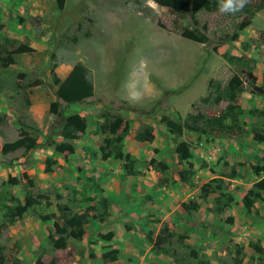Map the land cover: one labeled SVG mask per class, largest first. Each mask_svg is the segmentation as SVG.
Returning a JSON list of instances; mask_svg holds the SVG:
<instances>
[{
	"label": "rangeland",
	"instance_id": "obj_1",
	"mask_svg": "<svg viewBox=\"0 0 264 264\" xmlns=\"http://www.w3.org/2000/svg\"><path fill=\"white\" fill-rule=\"evenodd\" d=\"M260 2L261 0H248L243 10L234 14L221 12L219 9L209 12L200 10L193 15L192 22L189 15L178 19L152 0H62L60 7L58 0H0V14L3 9L7 11L3 15L8 13L5 18L0 17V39L5 36L17 43L26 41L34 50L29 55H20L16 66L0 69V148L4 143L16 140L21 131L37 143V148L31 153L27 152L24 160L20 158L23 150L6 155L0 153L2 264H33L36 259L43 263L53 261V264H101L99 253H96L101 252L97 246L100 244L98 229L91 231L87 243L84 240L67 239L66 248L56 250L49 243V239L57 238L51 232L52 221L41 220L42 215L50 213L54 215V220L60 219L64 212L61 214L56 210L57 203L69 208L71 213L81 212L86 207V194L65 185L61 191H70L64 195L58 194V189L53 186L55 176H44L43 167H37L35 161L28 157L32 152L47 147L53 152V143L62 142L53 127L54 116L48 113L49 104L57 101L53 78L63 81L71 68L80 64L88 71V78L92 89L94 88L93 97L80 104L65 106L57 101L58 115L84 116L86 127L89 124L94 129L102 122L100 114L117 115L127 121L130 127V122L140 116L127 109L151 110L150 114L141 118L146 120V124L157 136L152 145V155L157 154L163 141L167 143V133L170 134L171 142L186 141L190 149L195 150L202 142V137L197 139L196 135L185 129L181 135L175 136L159 123V118L166 116L181 122L191 105L197 106L207 115H216L224 106L223 103L217 107L203 106L199 104V100L206 96L209 80L220 86L224 84L238 59L249 62L255 77L259 74L258 66L261 69L264 66V9L258 12H254V9ZM11 7L16 9L15 14L9 13ZM249 14L252 15L250 24L238 31V23ZM182 29H196L204 33L208 43L198 44L182 38ZM234 34L235 39L232 38ZM20 75L22 76L19 78ZM252 97L245 86L237 102L249 111L255 104L257 107L264 105V98ZM262 107V110L253 108L252 111L257 123L264 119V106ZM190 137L192 140H189ZM212 137L214 136H205L206 140ZM100 140L101 136L98 134L97 140L90 142L99 144ZM49 141L52 143L49 144ZM75 143L76 140L73 141ZM120 147L122 151V146ZM166 154H171L168 149ZM190 155L194 162L192 151ZM220 156H214L208 164H198V169L195 170L198 179L193 178L188 182L189 193L192 192L194 196L192 201H196L199 207H210L209 211L213 210L212 212L228 206L226 197H239L244 190L239 188V184L232 185L221 179L220 176H227L230 169L224 170L225 164L221 162ZM260 161L261 158H258L257 162ZM142 164L148 167L145 161L140 162ZM174 164L172 160L171 170L167 169L166 186H174L171 172H175L174 167L178 166ZM262 164L263 167L260 166L261 163L258 165L259 172L264 173V163ZM29 170L32 171L29 172L31 175ZM241 173L243 180L251 173L254 176L251 169H245V165ZM24 174L31 180L32 187L23 179ZM8 177L18 181L10 184ZM64 182L67 183V180ZM206 183L210 187H221L222 196L217 198L219 204L212 201L219 192L199 197L200 187ZM25 193L30 194L35 204L19 219L8 224L4 218L3 206L13 205L15 198L21 201ZM260 193L264 196V191ZM179 197L183 198L184 195L179 194ZM136 202L137 200L131 199L121 206L134 205ZM258 202H261L259 207L264 208V200L262 202L260 199ZM230 213L231 216L224 220L214 213V219L220 223L206 228L212 241L208 243L209 250L205 244L199 245V253L203 254L200 258L198 255L195 259L191 258L184 248L187 241L183 239L181 243L172 240L170 244L163 246L162 249L167 251L164 255L152 251L124 256L118 254L117 261L113 264H149L150 260L158 264H233L234 259L239 260L240 264H264V210H256V215L254 212H251L252 215L246 214L248 221L244 224L236 222V230L224 232V229L231 227V220L240 217L234 204L230 205ZM149 218L139 219L138 224L155 228L157 221L154 217L152 220ZM176 222H170L171 228L174 233L181 235L182 223ZM122 224L134 231V225L137 227L135 222ZM175 225L179 227L176 228ZM190 227L195 228L191 222L186 231L192 233ZM199 231L202 243V235L206 237V231ZM115 234L116 239H119L120 233ZM126 238L124 234L122 240L126 242ZM253 245H257L263 252H253ZM206 251L209 252L205 254ZM155 254L156 257H153Z\"/></svg>",
	"mask_w": 264,
	"mask_h": 264
},
{
	"label": "trees",
	"instance_id": "obj_2",
	"mask_svg": "<svg viewBox=\"0 0 264 264\" xmlns=\"http://www.w3.org/2000/svg\"><path fill=\"white\" fill-rule=\"evenodd\" d=\"M156 5L163 7L165 11L173 15L178 19H184L187 15L190 16L191 21H194L193 15L200 10L209 12L218 10L220 6V0H152ZM62 0H58V6H61ZM264 9V0L255 6L254 12H258ZM251 14L247 18L237 25V30L241 31L248 27L250 24ZM205 31V28L202 27ZM180 36L186 40L198 43L207 44L208 39L204 33L199 32L196 29H182ZM232 38H236V34ZM9 47V49H7ZM34 52L25 41L23 43L16 42L7 37L0 39V69H7L18 64V57L20 55H29ZM250 64L245 59H238L233 65L232 74L226 79L222 86L219 83L213 84L212 80H209L206 96L200 98L199 104L203 106L217 107L220 103L224 106L219 109L216 115H207L197 108L195 105H191L190 111L186 113L183 120L177 121L169 117L162 116L159 118V123L171 131L173 135L179 136L183 129L194 133L198 136H219L224 139H233L240 143L241 139L246 138L248 134H251V140L254 143L264 142V123L261 125L252 124L245 126L240 122L239 116L242 112L239 103L237 102L240 94L244 91L246 86L248 93L253 95H264V77L261 80V85H255L256 78L252 74ZM22 75L19 76V78ZM53 84L56 85L54 92L55 99L62 102L65 106L73 103H80L92 98V84L88 78V71L80 64H75L63 81H59L55 77L53 78ZM213 86V87H212ZM57 101L51 102L48 107L49 115L54 116L53 127L57 130L56 134L62 138V142L53 143V151L55 153H68L72 154L75 151L73 141L77 140L79 135L84 133L86 128V121L83 117L78 115L60 116L58 115L59 103ZM137 116H145L151 113L150 111H144L140 108L127 109ZM264 112V111H263ZM264 114V113H262ZM102 122L97 124L95 132L100 134L101 140L98 146L99 158L102 161L108 158L120 159L121 166L127 175L134 174L132 170V161L127 153L121 151V141L128 134L129 126L128 122L124 121L117 115L100 114ZM109 117V118H108ZM153 134L151 128L147 125H142L136 133L135 140L140 143H150L153 140ZM50 140V139H49ZM52 141H49V144ZM174 154L178 163H183L184 169L178 171L179 180L182 182L187 181L192 175L191 164L188 159L190 157L189 145L186 142L174 143ZM37 148V143L25 132H20L16 140L10 143H4L0 148V153L6 155L8 153L15 152L17 150H23L24 154L33 151ZM261 161L264 163V156L261 157ZM146 165L160 176L165 175L167 172L166 164L161 161H155L150 159L146 162ZM254 175L259 174V167H251ZM236 175L234 168H230V172L227 175L228 178H234ZM23 179L27 180L29 187H32V182L27 179L26 175H23ZM10 184H16L18 179L7 178ZM163 178L159 179L158 184L164 183ZM221 187L216 185L210 187L208 183L200 187L199 197H207L210 194L217 193V196L213 197V203L219 204L218 196H222ZM264 190V178L255 182L243 195L241 203L246 211V214H251L254 210V203L260 198V191ZM221 193V194H220ZM226 197V196H224ZM58 199L59 197L56 196ZM15 202L13 205H4L5 209L4 218L8 224H11L13 220L19 219L29 208L35 204V200L32 199L29 193H25L23 199L19 201L18 198L13 199ZM232 198L226 197V202H231ZM85 202L91 203L84 207L81 212H70V209L64 205L57 203L55 208L61 214L58 221L54 220L52 213L42 215L41 220L52 221L51 232L57 236V238L49 239V243L52 244L56 250H63L66 248V240L71 239L73 241H80L84 235V226L89 219L102 221L103 217L108 215V201L105 198L95 200L93 197L85 198ZM195 209L196 204L189 201L188 205L182 204V209ZM220 209L217 208L216 211ZM213 211V210H211ZM158 223V221L156 222ZM126 230L129 227L124 226ZM101 240L110 241L112 233L107 232L104 235H98ZM184 235H177L173 231L169 230L165 223H161L155 237L152 238L151 233L145 235L146 241L151 245L152 252H160L166 254L167 251L163 250V246L170 244L172 240L177 243H181V240L185 239ZM237 247V246H236ZM249 247H251L249 245ZM107 248V247H106ZM184 248L188 250L191 258L195 259L196 254L190 249L189 246L184 245ZM238 248V247H237ZM253 252L261 254L263 251L257 246H252ZM237 252V250L235 251ZM118 258V251L115 249H109L102 251L99 254V259L106 262H115ZM3 257L1 255L0 248V264L3 263ZM17 262V261H16ZM17 264H20L17 262ZM33 264H53V261L49 263H43L40 259H36ZM233 264H240L239 260L233 261Z\"/></svg>",
	"mask_w": 264,
	"mask_h": 264
},
{
	"label": "crops",
	"instance_id": "obj_3",
	"mask_svg": "<svg viewBox=\"0 0 264 264\" xmlns=\"http://www.w3.org/2000/svg\"><path fill=\"white\" fill-rule=\"evenodd\" d=\"M17 5L18 3L15 5V7ZM11 9L12 10L9 11V13L15 14L16 9L13 10L12 7ZM4 12L7 11L3 9L0 14V17L2 19L5 18V16L8 14L7 13L3 15ZM258 70L260 72L255 77V85L260 86L261 80L264 77V66L262 69L260 68V66H258ZM93 91L94 88L92 89V94ZM27 92L28 94H30L31 91L28 89ZM249 95L253 96L252 99L264 98V95H253L250 93ZM254 106L255 107L253 108H255V110H262V106L264 105H260V107H257L255 104ZM240 107L242 112L239 116V120L245 126L249 124L261 125L262 123H264V119L262 122H256L252 112L254 110L253 108H250L249 111L248 109H244L242 105H240ZM142 125L147 124L146 120L141 117H139L135 121L130 122L128 134L121 141L122 152L127 153L130 157V160L132 161V170L134 171V174L131 175H127L124 172L121 166L120 159L116 160L113 158H108L105 161L100 160L98 153V146L100 143L95 144L93 142H90V140H97L98 133L95 132V128H90L89 124H87V127L85 128L84 133L82 134L83 136L81 138H77L76 143L74 144V153H55L54 151H50V148L47 147L32 152V154L28 155V157L35 161L37 167H43L42 172L44 176H48L47 178H49V176H55L53 178L55 180V182H53V186L58 189V194L64 195V193L69 192L72 188V190L76 192L79 191L82 194H86V197H93L95 198V200L103 197L108 201V215L103 217L102 221L89 219L87 224L84 226V235L81 240H84L85 243H87V241L90 239L92 233L91 231H95L96 229H98L97 233L100 235H104L107 232L112 233V238L110 239V241H104L98 238L100 242V244L97 245L100 247L99 251L101 250L102 252L109 249H115L118 251V254H121L122 256L132 255L142 251L146 253L151 251V245L145 239L144 241L143 237H145L147 233H151L152 238L155 237L161 223H165L167 228L173 231L170 222L177 223L176 221H178L182 223H180V231L183 232L181 234L186 237L184 239V241H187L186 245L192 248L191 250H193V252L200 258L201 256H203V254L199 253V245L205 244L208 249V243L212 241L208 235L209 231L206 228H209L210 226H216V224L219 225L220 223L219 221L218 223L214 219V213H217L216 215L224 220L227 219L228 216H231L230 205L234 204L238 208L240 217L238 219L231 220V227L229 229H224V232L236 230V222H243L244 224L246 221H248L245 218L246 211L242 206L241 199L245 192L255 182H257L261 178H264V173L259 172L258 175H254L253 177L251 173L249 176H247L246 179L243 180L241 178V171L243 170L244 165L245 169L248 170H250L253 166L260 165V163V166L263 167L262 161L257 162V159H260L264 156V142L254 143L251 140V134H248L246 138L240 140V146H238V142L232 139H224L214 136L212 137V139L206 140L205 136H198L193 133L194 135H196L197 139L202 137V142L198 144L199 147H197V149L195 150L189 148V153L192 151L195 161L193 162V159L190 155L188 161L191 164L192 175L187 181L182 182L179 180L178 171L184 169V165L183 163H178L176 161V157L174 154L175 145L169 140L170 134L167 133V143L163 141V146L159 147V151L157 152V154L152 155V145L157 140V136L153 131L152 134L154 138L150 143H140L135 140L136 133ZM262 129L264 130V127H262ZM159 130H161L162 132L165 131L163 129ZM92 132H95V134L92 135ZM191 137L189 140H192ZM87 140L88 142H86ZM157 148L158 147H155V150H158ZM167 149L171 153L170 156L169 154H166ZM26 154H21V160H24L26 158ZM218 154L221 155V162L225 164L224 170H229L233 166L236 173L234 178H228V176L222 175L220 176L221 179L226 182H230L232 185L239 184V188L244 190L242 194L239 195V197H233L232 195V201L228 202L227 207L222 209L219 208V211H216V209L214 212H212L209 211L210 207H199L196 201H192L194 196L192 195V192L189 193L188 182L193 178L198 179V175L195 172L198 164H208L209 161L213 160L214 156H217ZM168 158L171 160H169ZM150 159H154L155 161H163L166 164L168 170H171L172 165H170V163L172 160L175 162L174 165H178L174 167L175 172L170 171L173 175L171 176V179L172 181H174V186H166L168 185L166 174L160 176V174L152 170V168L145 167L143 164L140 165V162H147ZM29 172L32 171L29 170L28 173ZM29 174L31 175V173ZM158 178H163L165 182L162 183V185L158 184ZM64 180H67V183L64 182ZM201 184H199L198 186H201ZM63 185L70 186V189L65 192L61 191ZM179 194L184 195V197L180 198ZM76 197L78 196L76 195ZM146 197L147 200H144V198ZM131 199H135L137 200V202L134 203V205L130 204L123 207L121 206L122 203L127 204V202L131 201ZM260 199L263 202L264 196H262L261 193L260 198L257 199L254 203V210H259L261 212V210H264V208L262 206L259 207V204H261V202L258 201ZM189 201L195 203L196 208L190 209L189 206V209H182L181 205L185 204L187 206ZM84 204H86V206L90 205L89 202H85ZM148 216L150 217V220H152L154 217L156 221H159V223H156L158 225L155 228L150 225L145 226L144 224H138V221H140L139 219H144V217ZM129 221L137 223V227L134 225L135 231L130 228L129 230H126L124 225L122 224L123 222ZM167 221L169 223H167ZM46 222L51 221L49 220ZM189 222H191L192 226H195L194 229L192 227L189 228L192 233L186 231V227H188ZM184 225H186V227H183ZM200 225H204L206 227H200ZM102 226H106V228ZM175 226L176 228L179 227L177 225ZM199 230H202V233L203 231H206V237L204 236V234L202 235V243L200 242L199 233L201 231ZM114 232L120 233L118 235L119 239H116V234ZM124 234L125 236H127L126 242L122 240ZM235 240H237V237L235 238ZM101 252L96 253L100 254ZM207 252L209 251H206L204 253L207 254ZM94 256L96 255L94 254ZM153 257H156V254ZM100 262L101 264L115 263L106 261ZM150 262L151 263L149 264H158V262L153 260H150ZM127 264H130V262H128Z\"/></svg>",
	"mask_w": 264,
	"mask_h": 264
},
{
	"label": "clouds",
	"instance_id": "obj_4",
	"mask_svg": "<svg viewBox=\"0 0 264 264\" xmlns=\"http://www.w3.org/2000/svg\"><path fill=\"white\" fill-rule=\"evenodd\" d=\"M248 0H220L219 10L226 13L242 11Z\"/></svg>",
	"mask_w": 264,
	"mask_h": 264
}]
</instances>
